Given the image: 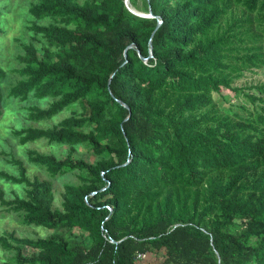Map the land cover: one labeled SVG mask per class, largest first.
Masks as SVG:
<instances>
[{"label": "trees", "instance_id": "obj_1", "mask_svg": "<svg viewBox=\"0 0 264 264\" xmlns=\"http://www.w3.org/2000/svg\"><path fill=\"white\" fill-rule=\"evenodd\" d=\"M124 1L29 4L33 37L7 94L52 99L29 107L34 122L67 114L14 134L67 146L27 159L77 181L56 206L49 179L9 160L18 174L0 178L24 195L0 187V205L53 234L5 230L0 247L12 255L0 264H264V81L232 86L264 67V0H128L153 17ZM6 77L0 65V117ZM223 88L252 108L222 106Z\"/></svg>", "mask_w": 264, "mask_h": 264}, {"label": "rangeland", "instance_id": "obj_2", "mask_svg": "<svg viewBox=\"0 0 264 264\" xmlns=\"http://www.w3.org/2000/svg\"><path fill=\"white\" fill-rule=\"evenodd\" d=\"M31 1L36 0H0V27L3 30L0 34V65L7 72V77L1 84L4 97V112L0 117V170H5L10 174H18L17 166L12 164L9 160L12 157L21 159L24 162L26 172L30 178L38 176L51 181L54 204L60 206L63 187L66 183L76 182V174L69 173L62 176H51L43 166L29 162L27 153L30 149H36L41 152L53 151L57 154H61L67 149V146L48 143L44 139L26 144H19L18 137L15 136L14 130L30 125L43 127L51 125L64 117L67 111L63 110L50 120L34 122L28 118L29 107L33 105L45 107L52 99L50 97L35 98L29 95L27 99L19 101L7 94L10 85L18 78L17 74H14L12 69L19 66L17 55L22 53V44L32 40L33 37V32L29 29V26L34 18L28 13V7ZM124 2L125 6L127 4V8L130 7L135 9L129 4L128 0ZM136 4L138 9H142L141 0H137ZM232 10L235 14H238L241 11V7L233 6ZM230 18V14H227L222 20V26H225ZM36 21L38 23H44L47 21V18ZM262 81H264V67L245 70L242 75L232 83V86L247 87ZM222 92L226 94L225 98H222L221 95H215V98L222 106L227 107L235 103L242 104L249 109L252 108L250 102L241 91L224 89ZM236 111L246 116L247 111L241 109H236ZM79 148L81 151L84 150L82 147ZM89 158L93 159V156L89 155ZM0 187L5 190L6 197L10 198L15 194L19 196L24 195L23 185L13 184L2 178H0ZM5 230H14L17 236L28 238L37 236L46 237L53 234V230L47 229L46 227L23 224L19 213L10 211L0 205V234ZM11 255L12 253L10 251H6L0 247V263L10 258ZM146 262L149 261L145 260L143 264Z\"/></svg>", "mask_w": 264, "mask_h": 264}, {"label": "water", "instance_id": "obj_3", "mask_svg": "<svg viewBox=\"0 0 264 264\" xmlns=\"http://www.w3.org/2000/svg\"><path fill=\"white\" fill-rule=\"evenodd\" d=\"M126 1V0H125ZM127 6V4H126ZM128 10L131 11L132 13L136 14V15H139V16H144V17H153V14L151 12H148V13H142V12H138L130 7H128ZM150 56H151V53H150Z\"/></svg>", "mask_w": 264, "mask_h": 264}, {"label": "built area", "instance_id": "obj_4", "mask_svg": "<svg viewBox=\"0 0 264 264\" xmlns=\"http://www.w3.org/2000/svg\"><path fill=\"white\" fill-rule=\"evenodd\" d=\"M158 22H161V20H158ZM137 257H138V258H143V257H144V254L139 253V254L137 255Z\"/></svg>", "mask_w": 264, "mask_h": 264}]
</instances>
